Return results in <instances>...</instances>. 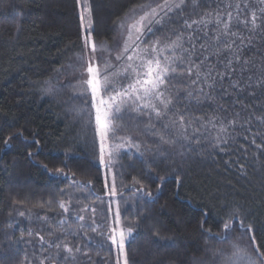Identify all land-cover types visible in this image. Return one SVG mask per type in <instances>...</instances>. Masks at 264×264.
<instances>
[{
	"label": "trees",
	"instance_id": "16d2710c",
	"mask_svg": "<svg viewBox=\"0 0 264 264\" xmlns=\"http://www.w3.org/2000/svg\"><path fill=\"white\" fill-rule=\"evenodd\" d=\"M163 2L87 0L90 44L94 40L115 57L133 10ZM228 2L203 0L197 11ZM85 54L77 0H0V264H123L124 255L108 239L113 218L99 145L86 117L69 111L72 105L84 107L74 97L78 57ZM49 84L57 86L55 96L43 93ZM208 103L212 106L195 116L223 121L240 112L218 95ZM260 104L264 97L250 100L244 114L259 117L253 105ZM228 131L230 146L222 150L205 146L181 154L142 148L141 154L133 147L113 159L115 197L134 198L121 212L125 230L132 228L124 249L128 264H213L215 251L233 243L247 246L241 219L264 242V122ZM125 133L156 148L151 133L145 136L134 125ZM233 210L239 216L229 239L210 238L209 230L222 237L223 221ZM93 215L95 232L86 226ZM64 243L81 248L74 261L60 259L63 249L55 244Z\"/></svg>",
	"mask_w": 264,
	"mask_h": 264
},
{
	"label": "snow or ice",
	"instance_id": "6c2138e0",
	"mask_svg": "<svg viewBox=\"0 0 264 264\" xmlns=\"http://www.w3.org/2000/svg\"><path fill=\"white\" fill-rule=\"evenodd\" d=\"M202 2L164 0L133 10L123 26V47L118 42L115 57L104 48L98 49L94 40L89 44L85 38L86 54L78 57L80 82L75 89L79 94L74 97L81 99L84 107L72 105L69 111L80 120L86 117L93 143L99 145L101 164L110 165L121 149L133 147L137 152L144 148L181 154L205 146L222 150L230 146L228 129L250 130L253 122H264V104L253 105L260 112L259 117L244 114L250 100L264 97V0H229L214 11L198 12ZM190 5L192 10L188 12ZM42 91L55 96L57 86L49 84ZM217 95L231 100L240 112L223 121L207 115L203 120L195 116L196 111L211 107L208 102ZM217 107L226 111L222 105ZM133 125L145 136L151 133L156 148L148 149L138 135L125 133V127ZM106 187L110 198L118 195L115 173L111 185ZM59 207L69 211L64 202ZM83 211L95 213V208ZM238 216L239 211L233 210L223 221L222 237L209 230L210 238L220 237L226 242L236 229ZM77 218L85 220L84 215ZM112 218L108 239L124 255L123 264H128L124 251L126 226L121 221L119 203ZM90 220L86 226L95 232V216ZM239 226L248 235L247 246L233 243L228 249L215 251L213 264H264V242L257 241L255 228L245 226L242 219ZM131 232L132 228L127 227V233ZM55 246L63 249L60 259L66 262L74 261V253L81 251L68 243Z\"/></svg>",
	"mask_w": 264,
	"mask_h": 264
},
{
	"label": "rangeland",
	"instance_id": "374dc122",
	"mask_svg": "<svg viewBox=\"0 0 264 264\" xmlns=\"http://www.w3.org/2000/svg\"><path fill=\"white\" fill-rule=\"evenodd\" d=\"M77 2H78L79 13H80L81 28H82L84 44H85V38H87L88 43L90 44L91 27H90V21H89V16H88L87 0H77ZM121 45H122L121 46V48H122L123 44L121 43ZM86 51L87 50L85 49V52ZM106 147H107V145H106ZM101 165H102L103 169H107L106 171H104V187H105L106 194L108 195L110 189H109V187H106V184L110 186L112 181H113V174L115 173L114 168H113L114 162L112 160L111 164L108 166L103 165V164H101ZM115 184H116V182H115ZM116 188H117V186H116ZM133 200H134L133 196H124V199L118 198V197H111V198L107 197V206H108V209L111 208L110 213H112L115 210L116 204L119 203V206H120V209L122 212L126 208L127 205H129L130 203L133 202ZM125 232L127 235V240H126V242H127L129 240L130 236L132 235V233L129 235L127 233V230H125Z\"/></svg>",
	"mask_w": 264,
	"mask_h": 264
}]
</instances>
